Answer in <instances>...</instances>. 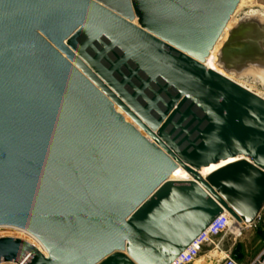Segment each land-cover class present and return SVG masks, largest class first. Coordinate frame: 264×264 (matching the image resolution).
Here are the masks:
<instances>
[{
	"label": "water",
	"instance_id": "obj_1",
	"mask_svg": "<svg viewBox=\"0 0 264 264\" xmlns=\"http://www.w3.org/2000/svg\"><path fill=\"white\" fill-rule=\"evenodd\" d=\"M241 2L0 0V228L46 253L0 238V264H173L257 220L264 99L205 65ZM219 64L264 69V21Z\"/></svg>",
	"mask_w": 264,
	"mask_h": 264
},
{
	"label": "rangeland",
	"instance_id": "obj_2",
	"mask_svg": "<svg viewBox=\"0 0 264 264\" xmlns=\"http://www.w3.org/2000/svg\"><path fill=\"white\" fill-rule=\"evenodd\" d=\"M252 12H257L258 14L264 17V0H242V2L240 3L238 9L236 10L234 16L230 21L231 22L230 30H232L243 18H245L247 15L251 14ZM206 66L217 72L224 71V73L227 74L228 76L233 77L239 80L240 82H243L245 86L244 88L246 89L249 88L248 89L249 91L264 98V80H263L264 78L258 77L255 73L248 71L247 72L248 74L244 73L242 74L244 76H240L234 72L225 71V69L220 64L215 65L211 62H208L206 63ZM261 228H264V221L258 226L257 229L246 231L244 233V236L242 237L245 244V250H244L246 252L245 260L248 261V264L256 261L264 249V239H263V235L260 232ZM5 237L22 239L39 245V243L33 237H31L30 235H28L27 233L21 230L14 228H0V238H5ZM241 252H243V250ZM242 256L244 257V255Z\"/></svg>",
	"mask_w": 264,
	"mask_h": 264
},
{
	"label": "built area",
	"instance_id": "obj_3",
	"mask_svg": "<svg viewBox=\"0 0 264 264\" xmlns=\"http://www.w3.org/2000/svg\"><path fill=\"white\" fill-rule=\"evenodd\" d=\"M264 221V207L253 224H243L242 227L230 214L223 212L210 226L200 235L197 240L173 263V264H194L205 247L211 246L212 251H219L220 243L216 240L225 234H229L234 239H239L246 231L257 229ZM218 264H240L231 251L221 253ZM253 264H264V249L259 258Z\"/></svg>",
	"mask_w": 264,
	"mask_h": 264
},
{
	"label": "bare ground",
	"instance_id": "obj_4",
	"mask_svg": "<svg viewBox=\"0 0 264 264\" xmlns=\"http://www.w3.org/2000/svg\"><path fill=\"white\" fill-rule=\"evenodd\" d=\"M246 17H257V18H259V19H261V20H263L264 21V17L262 16V15H260V14H258L257 12H252L251 14H249V15H247ZM233 25V24H232ZM231 29V22H229V24H228V26H227V28H226V30H225V32H224V34L222 35V37L220 38V40H219V42L217 43V45L214 47V50L211 52V54H210V56L206 59V61H205V65H206V63H208V62H211V63H213V64H215V65H217V64H219V55H220V51H221V49H222V47L221 46H223L222 44H223V42L225 41V40H227V35L229 34V32L231 31L230 30ZM229 36V35H228ZM226 42V41H225ZM224 42V43H225ZM220 47H221V49H220ZM206 67H208V66H206ZM209 68V67H208ZM209 69H211V68H209ZM213 70V69H212ZM215 71V70H214ZM217 72V71H216ZM250 72H253V73H255L258 77H262V78H264V69H260V70H251ZM218 73H220L221 75H223V76H225V77H227L228 79H230V80H232L233 82H235V83H237L238 85H240V86H242L243 88L245 87L244 86V84H243V82H240L239 80H237V79H235V78H233V77H230V76H228L227 74H225L224 73V71H218ZM246 73V72H245ZM248 74V73H247ZM240 76H244V75H240ZM245 76H246V74H245ZM237 77V76H236ZM264 80V79H263ZM246 89V88H245ZM249 89V88H248ZM247 89V90H248ZM249 91V90H248ZM260 97V96H259ZM264 99V98H263ZM234 161H236V160H229V161H227V162H221L220 164H218V165H212V166H210V167H208V168H204L203 170H202V174L204 175V176H207V175H209L210 173H212V172H214V171H216V170H218V169H220L221 167H223V166H225V165H227L228 163H231V162H234ZM173 179L174 180H187V179H189L188 178V175L183 171V170H178L174 175H173ZM26 241V240H25ZM27 242H29V241H27ZM29 243H31V242H29ZM31 244H33L34 246H36L38 249H40V251H42V253H44V255H46V253H45V251L43 250V248L41 247V245L39 244H34V243H31ZM6 264H9V263H6Z\"/></svg>",
	"mask_w": 264,
	"mask_h": 264
},
{
	"label": "crops",
	"instance_id": "obj_5",
	"mask_svg": "<svg viewBox=\"0 0 264 264\" xmlns=\"http://www.w3.org/2000/svg\"><path fill=\"white\" fill-rule=\"evenodd\" d=\"M260 232L264 239V228H261ZM242 237L239 238V240H236L229 234L223 235L216 240V242L220 243L219 251H212L211 246L205 247L194 264H218V259L221 257V253L226 251H231L240 264H248V261L245 260V244ZM242 250L243 252H241ZM242 255H244V257ZM249 264H253V262Z\"/></svg>",
	"mask_w": 264,
	"mask_h": 264
}]
</instances>
